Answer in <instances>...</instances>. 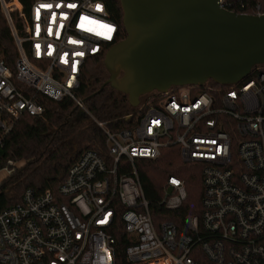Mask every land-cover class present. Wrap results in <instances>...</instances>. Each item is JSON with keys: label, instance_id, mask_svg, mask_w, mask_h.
Instances as JSON below:
<instances>
[{"label": "built area", "instance_id": "1", "mask_svg": "<svg viewBox=\"0 0 264 264\" xmlns=\"http://www.w3.org/2000/svg\"><path fill=\"white\" fill-rule=\"evenodd\" d=\"M0 8L17 49L15 72L0 60V147L14 120L43 113L40 93L83 110L106 149L82 151L56 192L27 188L0 210V264H118V220L131 240L125 264H264V69L235 84L145 94L132 124L111 129L77 95L87 60L116 42L105 1L0 0ZM170 146L202 175L201 211L180 229L154 223L136 164ZM12 164L0 170L8 175ZM186 196L184 180L169 175L158 203L176 210Z\"/></svg>", "mask_w": 264, "mask_h": 264}, {"label": "trees", "instance_id": "2", "mask_svg": "<svg viewBox=\"0 0 264 264\" xmlns=\"http://www.w3.org/2000/svg\"><path fill=\"white\" fill-rule=\"evenodd\" d=\"M104 1L109 16L119 27L117 42L126 35L122 23V7L119 0ZM222 2L227 9L238 13L264 12V0ZM16 24L18 27L21 25L19 20ZM16 56L17 49L11 30L0 8V60H3L12 72H15ZM103 57L87 60L77 95L97 120L103 121L111 129H120L132 124V114L137 111L138 105L131 106L126 94L113 89L109 84L103 85L109 76L102 64ZM262 69L264 64H257L253 66L252 72ZM205 84L220 85L211 79ZM35 98L43 106V113L39 116L21 115L12 122L2 140L0 168L9 160L13 164L10 166L11 172L0 181V210L19 202L22 192L27 188H31L35 193L47 190L56 192L68 167L85 149H93L106 156L105 135L102 129L89 118H81L71 100H53L40 93H37ZM136 164L140 183L156 225L163 220H172L180 229L186 216L200 213L203 194L200 165L183 163L177 147H165L158 158L139 159ZM169 175L182 178L187 192L182 206L176 210H168L158 203ZM116 208L121 212V205L116 204ZM111 232L116 240L117 262L125 264L124 249L131 240L119 220L111 228Z\"/></svg>", "mask_w": 264, "mask_h": 264}, {"label": "water", "instance_id": "3", "mask_svg": "<svg viewBox=\"0 0 264 264\" xmlns=\"http://www.w3.org/2000/svg\"><path fill=\"white\" fill-rule=\"evenodd\" d=\"M119 2L126 35L104 54L103 85L126 94L131 106L173 86L235 84L264 64V12L238 13L221 0Z\"/></svg>", "mask_w": 264, "mask_h": 264}, {"label": "rangeland", "instance_id": "4", "mask_svg": "<svg viewBox=\"0 0 264 264\" xmlns=\"http://www.w3.org/2000/svg\"><path fill=\"white\" fill-rule=\"evenodd\" d=\"M143 97H145V95L142 96L140 99H142ZM5 176H6V171L0 170V180L3 179Z\"/></svg>", "mask_w": 264, "mask_h": 264}, {"label": "snow or ice", "instance_id": "5", "mask_svg": "<svg viewBox=\"0 0 264 264\" xmlns=\"http://www.w3.org/2000/svg\"><path fill=\"white\" fill-rule=\"evenodd\" d=\"M70 7H71V5H70Z\"/></svg>", "mask_w": 264, "mask_h": 264}]
</instances>
